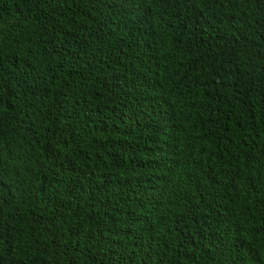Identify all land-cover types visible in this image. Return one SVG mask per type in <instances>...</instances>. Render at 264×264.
Returning a JSON list of instances; mask_svg holds the SVG:
<instances>
[{
	"label": "trees",
	"instance_id": "trees-1",
	"mask_svg": "<svg viewBox=\"0 0 264 264\" xmlns=\"http://www.w3.org/2000/svg\"><path fill=\"white\" fill-rule=\"evenodd\" d=\"M0 264H264V0H0Z\"/></svg>",
	"mask_w": 264,
	"mask_h": 264
}]
</instances>
